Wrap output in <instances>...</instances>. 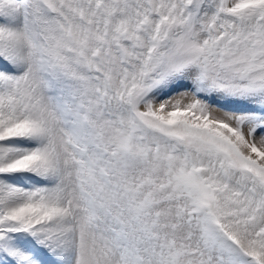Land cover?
<instances>
[{
    "label": "snow or ice",
    "instance_id": "snow-or-ice-1",
    "mask_svg": "<svg viewBox=\"0 0 264 264\" xmlns=\"http://www.w3.org/2000/svg\"><path fill=\"white\" fill-rule=\"evenodd\" d=\"M0 264H264V0H0Z\"/></svg>",
    "mask_w": 264,
    "mask_h": 264
}]
</instances>
